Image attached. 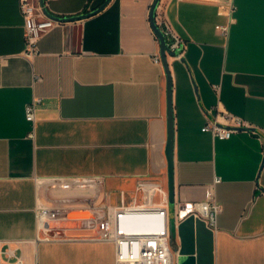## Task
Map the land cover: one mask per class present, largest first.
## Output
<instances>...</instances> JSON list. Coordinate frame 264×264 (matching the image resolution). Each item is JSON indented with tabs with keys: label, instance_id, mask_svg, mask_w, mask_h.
<instances>
[{
	"label": "crops",
	"instance_id": "obj_1",
	"mask_svg": "<svg viewBox=\"0 0 264 264\" xmlns=\"http://www.w3.org/2000/svg\"><path fill=\"white\" fill-rule=\"evenodd\" d=\"M104 1L45 0L48 15L64 23L27 58L19 0H0V240L27 264H116L114 243L87 237L78 219L91 216L90 207L117 204L121 190L140 198V177L160 180L169 196L167 79L154 60L161 54L154 0H110L97 13L64 19ZM225 1L158 6L185 42L181 57L169 56L175 194L203 200L219 177L215 264H264V0H234L227 34L217 28L229 23ZM35 96L34 125L25 109ZM219 110L262 133L214 137L203 127ZM76 176L103 181L95 189L49 180ZM40 204L61 211L49 219L50 239L39 225ZM179 242L174 233L173 247Z\"/></svg>",
	"mask_w": 264,
	"mask_h": 264
},
{
	"label": "built area",
	"instance_id": "obj_2",
	"mask_svg": "<svg viewBox=\"0 0 264 264\" xmlns=\"http://www.w3.org/2000/svg\"><path fill=\"white\" fill-rule=\"evenodd\" d=\"M21 12L25 19L26 48L24 56L33 58L39 54V40L51 28L63 24V20L54 19L45 11L41 0H19ZM229 17V23L217 25L224 34L228 33L233 13L236 9L234 0L223 4ZM157 23L165 32L168 43L173 50L185 45L173 29L164 12L157 9ZM183 52V51H182ZM182 52L178 56L181 57ZM155 62L162 64L161 55L154 56ZM41 79V77H38ZM41 101L35 96L26 105V117L34 125L37 119V109ZM255 127L247 120L228 111L219 110L214 120H208L203 130L210 131L214 137L230 138L238 128ZM253 132L257 133L256 130ZM34 135V131L31 132ZM62 188H97L102 182L100 177H56L49 179ZM216 177L205 190L203 200H176L175 221L178 225L190 215L203 219L214 232L218 229V216L222 205L216 199ZM138 195H128L126 191L119 192L117 204H107L100 207H90L93 214L78 219L77 229L88 231L93 240L110 241L115 245L116 264H177L176 252L173 248V233L170 228L169 196L163 183L155 178L140 177L137 181ZM158 198V199H157ZM59 209H52L40 204L38 208L39 225L47 233V239L52 231L49 219L60 214ZM140 219V220H139ZM138 220V221H137ZM0 264H27L25 257L17 253V248L11 242L0 240Z\"/></svg>",
	"mask_w": 264,
	"mask_h": 264
},
{
	"label": "water",
	"instance_id": "obj_3",
	"mask_svg": "<svg viewBox=\"0 0 264 264\" xmlns=\"http://www.w3.org/2000/svg\"><path fill=\"white\" fill-rule=\"evenodd\" d=\"M45 5V0H41ZM110 0H105L96 9L84 13L80 16H73L68 19H76L86 17L91 14L97 13L102 10ZM161 0H154L150 8V21L152 28L160 43L161 59L164 65L167 85H166V103H167V144L166 155L168 161V186H169V205H170V228L174 235L176 228V235L179 237V244L175 245L174 251L176 252L177 264H215V232L209 228L203 219L195 218L193 215L183 219L179 224L175 221V110L173 102V75L170 68L169 56H178L184 49L173 50L169 43L165 32L157 23L156 14ZM46 11V9H45ZM51 16V15H50ZM196 92L198 93L197 85L194 81ZM202 106V104H201ZM203 107V106H202ZM204 109V108H203ZM205 110V109H204ZM206 111V110H205ZM238 129L256 130V127H242ZM263 189V188H262ZM264 190V189H263Z\"/></svg>",
	"mask_w": 264,
	"mask_h": 264
},
{
	"label": "rangeland",
	"instance_id": "obj_4",
	"mask_svg": "<svg viewBox=\"0 0 264 264\" xmlns=\"http://www.w3.org/2000/svg\"><path fill=\"white\" fill-rule=\"evenodd\" d=\"M115 195V194H114ZM158 199V198H157ZM140 220V219H139ZM174 233H175V236H176V228H175V230H174Z\"/></svg>",
	"mask_w": 264,
	"mask_h": 264
}]
</instances>
